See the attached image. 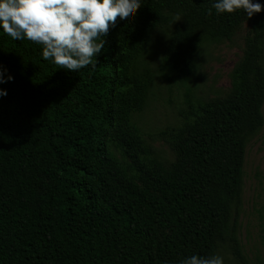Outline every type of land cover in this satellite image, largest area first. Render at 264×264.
Instances as JSON below:
<instances>
[{"label": "trees", "instance_id": "trees-1", "mask_svg": "<svg viewBox=\"0 0 264 264\" xmlns=\"http://www.w3.org/2000/svg\"><path fill=\"white\" fill-rule=\"evenodd\" d=\"M214 2L141 0L131 22L110 27L95 67L78 72L0 30V65L14 77L0 85V264H180L228 242L244 260L236 233L247 143L264 126V11L231 97L188 99L165 132L177 163L164 165L134 121L154 83L139 65L154 29L183 19L164 62L188 80L200 48L246 15L217 14Z\"/></svg>", "mask_w": 264, "mask_h": 264}, {"label": "rangeland", "instance_id": "rangeland-1", "mask_svg": "<svg viewBox=\"0 0 264 264\" xmlns=\"http://www.w3.org/2000/svg\"><path fill=\"white\" fill-rule=\"evenodd\" d=\"M182 21L180 16L172 15L167 24L152 32L139 65L152 70L154 83L146 108L134 116L156 157L169 167L178 162L179 155L165 132L168 134L181 124L182 112L189 110L188 99L212 103L231 97V72L243 56L255 23L253 16L245 15L230 38L205 43L197 53L193 75L183 80L164 62L168 41ZM262 112L264 115V105ZM236 235L244 260L238 258L228 242L217 253L223 257L224 264H264V126L247 143Z\"/></svg>", "mask_w": 264, "mask_h": 264}, {"label": "clouds", "instance_id": "clouds-1", "mask_svg": "<svg viewBox=\"0 0 264 264\" xmlns=\"http://www.w3.org/2000/svg\"><path fill=\"white\" fill-rule=\"evenodd\" d=\"M141 0H0V30L13 40L27 39L42 45V57L62 69L78 72L95 67L94 58L105 45L104 37L118 22L128 24ZM217 14L243 10L247 18L264 11L260 0H215ZM211 14V9H209ZM0 65V85L13 81ZM7 90L0 88V97ZM180 264H224L219 255H191Z\"/></svg>", "mask_w": 264, "mask_h": 264}]
</instances>
